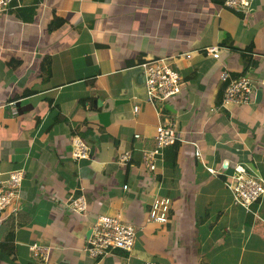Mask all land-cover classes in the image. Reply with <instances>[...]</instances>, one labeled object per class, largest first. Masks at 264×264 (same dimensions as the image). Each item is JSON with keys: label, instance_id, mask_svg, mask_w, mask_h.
Returning <instances> with one entry per match:
<instances>
[{"label": "crops", "instance_id": "0c3cea01", "mask_svg": "<svg viewBox=\"0 0 264 264\" xmlns=\"http://www.w3.org/2000/svg\"><path fill=\"white\" fill-rule=\"evenodd\" d=\"M222 1L17 0L0 13V181L22 174L18 197L0 211V242L12 249L0 264H264V192L244 207L225 186L241 166L264 188V0L247 11ZM151 59L183 81L154 104L141 70ZM222 70L251 78L250 104L221 106ZM167 122L182 141L149 170L143 153ZM78 144L83 158L72 156ZM162 196L166 221H148ZM99 215L134 227L129 252L89 255Z\"/></svg>", "mask_w": 264, "mask_h": 264}, {"label": "built area", "instance_id": "2783aa9c", "mask_svg": "<svg viewBox=\"0 0 264 264\" xmlns=\"http://www.w3.org/2000/svg\"><path fill=\"white\" fill-rule=\"evenodd\" d=\"M17 0H0V13L17 6ZM253 0H223L224 7L235 11H247ZM206 55L217 57L219 48L207 46L204 48ZM183 58L189 57V52L181 55ZM143 84L145 88L146 101L154 104L156 101H165L180 93L183 81L179 73L173 69L164 59H151L141 64ZM222 83L221 106L246 105L252 102L254 82L247 75L231 77L228 72L222 70L218 76ZM264 87V81L256 83ZM136 111V106H133ZM154 148L143 153L144 165L149 170L153 169V159L161 153V149L167 145L181 140L172 123L167 122L157 124L154 128ZM182 141V140H181ZM193 146V155L199 156V151L192 142H185ZM74 158L86 156L85 148L75 145L72 150ZM122 164L128 160V154L118 157ZM212 172L210 168H207ZM22 178L19 169L8 172L7 178L0 181V211L18 197V188ZM225 186L232 193L234 203L247 207L251 202L258 200L264 192L262 180L256 176L250 168L234 166L227 174ZM125 189V186H123ZM170 199L168 197H154L150 203L146 219L152 222L164 223L169 209ZM70 205L74 211H80L83 202L80 198L71 200ZM0 212V217H2ZM134 242V227L120 219L118 216L99 215L90 226L87 238V251L90 256H103L112 249L129 252ZM33 255L39 254L40 247L33 244L29 247ZM143 264H158L153 261H146Z\"/></svg>", "mask_w": 264, "mask_h": 264}, {"label": "trees", "instance_id": "16d2710c", "mask_svg": "<svg viewBox=\"0 0 264 264\" xmlns=\"http://www.w3.org/2000/svg\"><path fill=\"white\" fill-rule=\"evenodd\" d=\"M8 239H5V241H7ZM4 240L2 242H0V251L5 253L6 255L11 254L12 249L11 246H7L6 242ZM200 264V263H199ZM203 264V263H201Z\"/></svg>", "mask_w": 264, "mask_h": 264}, {"label": "water", "instance_id": "95a60500", "mask_svg": "<svg viewBox=\"0 0 264 264\" xmlns=\"http://www.w3.org/2000/svg\"><path fill=\"white\" fill-rule=\"evenodd\" d=\"M256 97H255V99H257L258 98V96H259V91H257L256 93ZM88 233V232H87Z\"/></svg>", "mask_w": 264, "mask_h": 264}]
</instances>
